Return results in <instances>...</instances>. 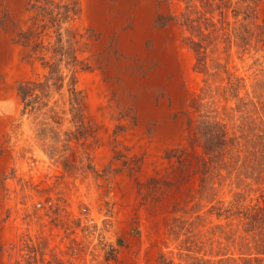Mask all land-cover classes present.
<instances>
[{"label":"rangeland","instance_id":"rangeland-1","mask_svg":"<svg viewBox=\"0 0 264 264\" xmlns=\"http://www.w3.org/2000/svg\"><path fill=\"white\" fill-rule=\"evenodd\" d=\"M77 1L56 49L0 0V264L219 259L209 209L240 188L202 191L195 105L260 151L264 0Z\"/></svg>","mask_w":264,"mask_h":264},{"label":"trees","instance_id":"trees-1","mask_svg":"<svg viewBox=\"0 0 264 264\" xmlns=\"http://www.w3.org/2000/svg\"><path fill=\"white\" fill-rule=\"evenodd\" d=\"M31 7L41 16L43 27L53 29L56 34L54 47L63 49L62 24L78 13V1L66 0V4L60 5L54 0H36ZM24 38L28 43L29 35H24ZM44 65L52 68V74L56 72L48 61H44ZM201 70L204 71L205 66ZM30 92L24 85L19 87L24 101ZM203 92L207 90L203 89ZM202 99L201 95L196 101L195 110L199 114L194 121L195 136L204 152L202 191L214 189L215 183L220 186L230 184L240 189L233 193L231 199H220L209 209V213L215 214L219 220H227L226 225L217 226L219 253L224 250L223 256L212 262L195 258L190 264H264V187L253 188L254 183H264V136L260 151L250 149L243 156L242 152L249 149V141L243 145L230 133L223 120L212 115V111L202 112ZM253 192L255 194L251 195ZM160 262L173 264L164 255Z\"/></svg>","mask_w":264,"mask_h":264}]
</instances>
